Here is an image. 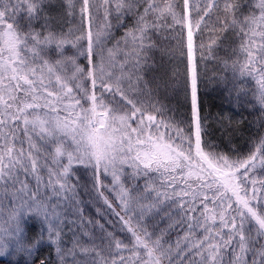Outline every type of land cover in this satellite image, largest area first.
<instances>
[{
    "label": "snow or ice",
    "instance_id": "snow-or-ice-1",
    "mask_svg": "<svg viewBox=\"0 0 264 264\" xmlns=\"http://www.w3.org/2000/svg\"><path fill=\"white\" fill-rule=\"evenodd\" d=\"M244 2L0 0V202L8 201L14 222L0 227V256H32L41 243L42 237L24 238L27 215L46 226L61 264L66 256L71 264H172L164 237L177 228L183 235L175 247L187 264H264V134L251 137L245 149H224L208 139L193 50L194 30L207 29L201 62L219 61L238 99L254 82L252 95L264 109V0H255L258 14L245 13ZM60 10L72 18L67 30ZM126 16L134 23L108 47L113 20L122 24ZM169 17L187 29L190 110L183 118L169 114L156 99L159 85L146 78L156 47L152 33ZM217 123L225 127L223 119ZM78 165L93 169L98 189L115 193L121 211L98 194L130 239L95 221L99 235L85 231L87 240L61 247V201L79 204ZM41 186L52 196H40ZM153 212L168 224L158 234L159 225L149 231L143 223Z\"/></svg>",
    "mask_w": 264,
    "mask_h": 264
},
{
    "label": "trees",
    "instance_id": "trees-1",
    "mask_svg": "<svg viewBox=\"0 0 264 264\" xmlns=\"http://www.w3.org/2000/svg\"><path fill=\"white\" fill-rule=\"evenodd\" d=\"M203 6L204 0H200ZM255 0H245L243 11H255L258 14V9L254 7ZM58 9V6H57ZM59 10V9H58ZM61 15L63 16L62 10ZM207 19V18H206ZM215 21V16L212 17ZM71 17L63 16L62 22L65 24V30L71 27ZM134 23L131 16H126L122 24H116L113 20L112 36L107 46L112 47L117 40L124 36L125 31ZM203 28V25H202ZM229 42H233L231 34ZM153 41L156 47L150 53L149 70L146 72V78L149 81H155L153 87L159 85L156 99L165 105L169 110V114L177 115L183 118L189 115L190 98L186 97V82L188 70V49H187V29L181 28L180 25H173L169 17L166 25L157 29L152 33ZM210 33L205 29L202 33L194 30V49L195 58L198 64V70L201 73L200 82L198 85V100L201 108L202 117H206V126L209 131L208 139L213 141L224 149L233 147L245 149L248 146L250 138L256 134H264V109H261L255 101L252 92L255 91L256 85L249 81L245 85L244 91L247 95L241 93L240 98H237V91L233 90L234 82L230 79L231 73L222 71L223 65L215 59H207L201 62L199 45L201 41L208 43ZM219 56H225L224 49H217ZM82 63L87 64L86 60ZM225 77H228L225 79ZM190 92V90H188ZM249 101L251 103H249ZM223 119L225 127H221L217 123ZM75 175L73 182L75 183L76 199L69 203L61 201V208L66 209L63 212L64 223L61 225L62 236L60 240L61 247L70 249L73 247V242L76 239L87 240L88 237L83 233L89 231L99 235L101 229L95 224L99 221L104 225L105 230L112 232L116 237L123 240H128L131 234L123 229V224L114 214L112 209H109L104 204L103 199L99 196V191H103L108 199L113 203L116 211H121L119 201L116 199L115 193L108 191L107 188H97L93 174V169L90 167L76 166L74 169ZM100 179L105 183L111 180V177L101 175ZM30 187L35 190V180L28 178ZM40 196H52L50 189L40 187ZM53 201L57 197L52 198ZM19 209V201L16 202ZM77 209H82V215ZM99 210V211H98ZM25 213L26 210H19ZM11 206L8 201L0 202V227H8L14 223L9 219ZM123 215V212H121ZM93 221L89 224L88 221ZM8 221V223H5ZM135 222V218H134ZM143 223L147 224L149 231L155 228L157 234L160 229H167V220L163 215L154 218V212L145 217ZM22 224L25 229L23 235L27 241H32L37 237H42L41 243L35 249L32 256L23 254H14L9 252L4 256H0V264H40L41 260L46 261V264H61V257L56 252V245L47 241L46 226L37 218L24 215ZM123 229V230H122ZM183 235L179 229L168 230V234L164 239L172 245V264H187L188 256L183 255L175 247L176 241ZM167 246V245H166ZM72 257L66 256L63 264H71ZM164 264H168L165 260Z\"/></svg>",
    "mask_w": 264,
    "mask_h": 264
},
{
    "label": "rangeland",
    "instance_id": "rangeland-1",
    "mask_svg": "<svg viewBox=\"0 0 264 264\" xmlns=\"http://www.w3.org/2000/svg\"><path fill=\"white\" fill-rule=\"evenodd\" d=\"M19 210H23V209H19ZM1 220H2V217L0 218V222H1Z\"/></svg>",
    "mask_w": 264,
    "mask_h": 264
},
{
    "label": "bare ground",
    "instance_id": "bare-ground-1",
    "mask_svg": "<svg viewBox=\"0 0 264 264\" xmlns=\"http://www.w3.org/2000/svg\"><path fill=\"white\" fill-rule=\"evenodd\" d=\"M194 50V49H193ZM194 58H195V53H194Z\"/></svg>",
    "mask_w": 264,
    "mask_h": 264
}]
</instances>
